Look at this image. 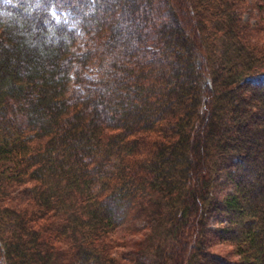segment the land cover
Wrapping results in <instances>:
<instances>
[{
    "label": "trees",
    "instance_id": "trees-1",
    "mask_svg": "<svg viewBox=\"0 0 264 264\" xmlns=\"http://www.w3.org/2000/svg\"><path fill=\"white\" fill-rule=\"evenodd\" d=\"M263 33L264 0H0V264H264Z\"/></svg>",
    "mask_w": 264,
    "mask_h": 264
},
{
    "label": "rangeland",
    "instance_id": "rangeland-1",
    "mask_svg": "<svg viewBox=\"0 0 264 264\" xmlns=\"http://www.w3.org/2000/svg\"><path fill=\"white\" fill-rule=\"evenodd\" d=\"M59 15H63V13L61 12H56ZM249 12L244 14V18L245 19H249L251 18L249 16ZM70 21V23L76 27L77 32L79 34V40L81 43H83L84 41V33L83 30L81 29L80 26H78L77 20L74 18H69L68 19ZM261 38L264 37V33L260 35ZM87 74H89L90 77H93L94 75V69L90 68L87 72ZM133 218H135V215H132ZM144 226V221L142 218L139 219H132V218H127L125 224L122 226L121 229H119L118 233L116 234V239L120 242V245L118 246V250L120 252L122 251H129L135 248V242H142L143 240V234H145V232H139V229ZM215 251L221 255H225L228 258L234 260L235 256L232 255V248L229 245H221V246H217L215 248Z\"/></svg>",
    "mask_w": 264,
    "mask_h": 264
}]
</instances>
